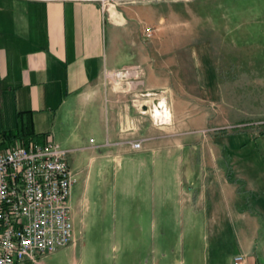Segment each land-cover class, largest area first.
Segmentation results:
<instances>
[{
	"label": "crops",
	"instance_id": "obj_1",
	"mask_svg": "<svg viewBox=\"0 0 264 264\" xmlns=\"http://www.w3.org/2000/svg\"><path fill=\"white\" fill-rule=\"evenodd\" d=\"M122 1L130 0H0V149L18 143L5 136L16 130L17 112L31 111L32 139L49 136L68 150L72 195L82 180L81 221L93 178L107 190L119 181L155 211L170 188L182 221L218 235L227 226L251 228L235 241L214 235L213 264L236 254L264 264V110L244 99L230 120L243 128L226 132L216 122L223 89L232 85L238 95L244 75L264 78V70L250 60L220 78L201 48L191 82L172 59L159 58L140 13ZM134 65L138 76L110 75Z\"/></svg>",
	"mask_w": 264,
	"mask_h": 264
},
{
	"label": "rangeland",
	"instance_id": "obj_2",
	"mask_svg": "<svg viewBox=\"0 0 264 264\" xmlns=\"http://www.w3.org/2000/svg\"><path fill=\"white\" fill-rule=\"evenodd\" d=\"M132 1L122 2L128 7L134 5L132 11L140 13L142 31L145 32V27L151 28V35H145V40L154 41L161 53L159 58L163 61L172 59L171 66L177 67L178 74L183 72L189 76L191 82L196 74L195 54H199L201 48L209 51L210 60L218 71L229 70L219 65L224 61V53L240 47H245L244 53L250 57L245 62H257L251 69L264 70V0ZM135 17L137 21L139 17ZM217 47H221V51H216ZM247 76L238 83L242 86L238 95H234L232 85H227L223 89L221 108L216 107V122L226 132L243 128L233 126L230 120L231 112L242 110L240 104L244 99L245 102L257 100L255 109L264 110V78ZM194 84L191 94L197 95ZM208 101L204 104L210 106ZM190 135L192 141L197 140L198 135L192 132ZM167 190L158 197L155 211L143 201L141 194L138 197L127 187L121 189L119 181L114 190H107L104 181L99 184L93 178L87 192V213L81 221L75 209L76 200L82 193L79 178L71 197L74 244L68 249L41 256L34 264H213L212 256L219 252L212 241L218 234L198 223L189 224L179 219L176 197L170 194V188ZM250 229L227 226L218 237L235 241V236ZM221 262L219 264H232L228 255Z\"/></svg>",
	"mask_w": 264,
	"mask_h": 264
},
{
	"label": "built area",
	"instance_id": "obj_3",
	"mask_svg": "<svg viewBox=\"0 0 264 264\" xmlns=\"http://www.w3.org/2000/svg\"><path fill=\"white\" fill-rule=\"evenodd\" d=\"M145 34L151 35L150 27ZM139 72L134 65L110 75ZM130 145L138 149L141 140H131ZM67 154L49 136L0 149V264L36 263L74 243L70 198L76 177ZM232 264L253 263L236 254Z\"/></svg>",
	"mask_w": 264,
	"mask_h": 264
},
{
	"label": "trees",
	"instance_id": "obj_4",
	"mask_svg": "<svg viewBox=\"0 0 264 264\" xmlns=\"http://www.w3.org/2000/svg\"><path fill=\"white\" fill-rule=\"evenodd\" d=\"M221 49V47H217L216 51H221ZM245 51V47H240L235 50L230 49V52L224 53V61H221V64L219 65H222L229 70L226 69V71L224 72L222 71V69L220 71L216 70L218 77H229L232 72H237L239 69L246 68L247 62H245V60H249L250 57H248V55L244 53ZM246 55L247 58H244ZM256 63L257 62L254 61V64ZM239 65H242V67H239ZM16 121L17 125L15 132H7L5 133V136H7L10 141L15 142V140H18V142L20 143H25L26 141L32 139L34 137V133L32 130L31 111L17 112Z\"/></svg>",
	"mask_w": 264,
	"mask_h": 264
},
{
	"label": "bare ground",
	"instance_id": "obj_5",
	"mask_svg": "<svg viewBox=\"0 0 264 264\" xmlns=\"http://www.w3.org/2000/svg\"><path fill=\"white\" fill-rule=\"evenodd\" d=\"M159 112H157V110H156V112H155V114H158Z\"/></svg>",
	"mask_w": 264,
	"mask_h": 264
},
{
	"label": "water",
	"instance_id": "obj_6",
	"mask_svg": "<svg viewBox=\"0 0 264 264\" xmlns=\"http://www.w3.org/2000/svg\"><path fill=\"white\" fill-rule=\"evenodd\" d=\"M145 107V106H144Z\"/></svg>",
	"mask_w": 264,
	"mask_h": 264
}]
</instances>
